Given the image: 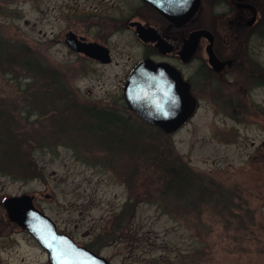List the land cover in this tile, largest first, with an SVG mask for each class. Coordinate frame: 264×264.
Listing matches in <instances>:
<instances>
[{
	"label": "rangeland",
	"instance_id": "obj_1",
	"mask_svg": "<svg viewBox=\"0 0 264 264\" xmlns=\"http://www.w3.org/2000/svg\"><path fill=\"white\" fill-rule=\"evenodd\" d=\"M75 1L72 11V0H0V40L19 61L0 55V109L10 136L21 141L18 156L38 169L23 174L29 168L9 165L12 156L0 147V264H48L44 248L8 219L2 204L23 193L58 231L110 264H264V131L249 118L218 114L205 101L173 134L135 118L122 98L138 57L134 39L110 35L111 64L69 53L59 34L72 22L83 24L84 17L66 16L85 11V0ZM261 8L264 14V0ZM250 45L264 58V36ZM26 59L55 70L68 96H39L44 90ZM70 96L106 113L80 118L62 110ZM161 158L186 165L195 191L202 182L229 191L231 211L216 201L218 192L215 203L187 189L163 194L171 178Z\"/></svg>",
	"mask_w": 264,
	"mask_h": 264
},
{
	"label": "flooded vegetation",
	"instance_id": "obj_2",
	"mask_svg": "<svg viewBox=\"0 0 264 264\" xmlns=\"http://www.w3.org/2000/svg\"><path fill=\"white\" fill-rule=\"evenodd\" d=\"M71 4L74 11L77 2L72 0ZM262 4L263 0H198L188 19L173 21L145 0H85L83 13L66 15L84 17L80 21L83 24H69L59 34V41L82 60L106 65L114 60L110 35L126 32L139 51L125 79L143 59L166 63L188 82L196 100L194 112L205 101L218 114L237 121L249 118L264 131V96H258L264 92V58L250 45L252 38L264 36ZM68 34L80 43L103 46L109 61L69 48ZM129 111L164 133L137 112ZM185 122L165 134L175 133ZM131 124L137 128L135 122ZM259 147L264 152V137Z\"/></svg>",
	"mask_w": 264,
	"mask_h": 264
},
{
	"label": "water",
	"instance_id": "obj_3",
	"mask_svg": "<svg viewBox=\"0 0 264 264\" xmlns=\"http://www.w3.org/2000/svg\"><path fill=\"white\" fill-rule=\"evenodd\" d=\"M145 1L173 21L188 19L198 5V0ZM66 44L75 51L109 61L107 50L99 44L80 43L71 34L66 36ZM122 95L130 110L165 133L173 132L190 118L196 106L189 84L179 72L171 65L149 58L141 60L128 74ZM2 204L8 219L25 229L44 248L48 264H110L106 257L58 231L55 222L35 207L32 195L6 196Z\"/></svg>",
	"mask_w": 264,
	"mask_h": 264
},
{
	"label": "trees",
	"instance_id": "obj_4",
	"mask_svg": "<svg viewBox=\"0 0 264 264\" xmlns=\"http://www.w3.org/2000/svg\"><path fill=\"white\" fill-rule=\"evenodd\" d=\"M3 45H5V43H3L0 40V55H2L3 57H6L8 59H10V62H18L17 60H15L13 55V51H9V48L7 49H3ZM21 56V55H19ZM27 60V59H26ZM30 59H28L27 61L29 63H26L28 65V67L30 68V70L33 72L32 73V79L33 80H40L39 83L42 85V88L44 90L43 96L41 94H38L39 96H41L43 99H46V97L49 96H56L59 97L60 95H63V93H65L66 95V85L63 83H60L57 79L58 75L56 73L55 70H53L52 68H49L47 66H41L39 65V63H35V61L33 62L32 59L29 61ZM26 62V61H25ZM20 63L22 64V62L20 61ZM72 95V94H71ZM35 98H38V96L36 95ZM38 104H40V102H38ZM41 105V104H40ZM30 108V107H29ZM37 109V108H36ZM28 110V109H27ZM62 110H68V112L70 113H74L77 117L82 118L83 116H87V115H91L94 117H98V116H102L104 113V110L99 109L97 107L94 106H90V105H83L80 104L78 102H76L74 100V98L72 96H70L66 102V108L62 109ZM114 117H118L117 115H115ZM119 118V117H118ZM7 119V114L5 113V111H3L2 109H0V120L1 122L4 123V121ZM110 123H112L111 121H109ZM61 126H63L64 122H60ZM115 124V123H114ZM74 125H78V123H74ZM116 125V124H115ZM79 126L80 125V121H79ZM149 126V125H148ZM132 127V126H129ZM151 127V126H150ZM76 129V127H75ZM159 131V130H158ZM160 132V131H159ZM162 133V132H160ZM21 141H17L15 140L12 136H10L9 134V127L2 123H0V147L5 146L6 147V154L9 156H12L11 160L9 159V165H18V166H23V167H27L30 165V161L27 158L24 159H20V157L18 156L19 153L16 152L15 150V145L17 143H19ZM146 150V149H145ZM17 153V154H16ZM147 154L149 155V152L147 150ZM6 158H8V156H6ZM7 162V164H8ZM160 164V168L161 170L166 173L168 176V179L171 178L170 180H167V182H163V194L165 193H169L170 194L172 192L178 193V195H181V193H183L186 189L188 190L187 192H189V194H192L194 197L196 196H201L204 198V201L207 200L209 202L208 199H211L210 202H214L215 203V193L218 192L217 194V199L216 201H218V203H223L224 208L227 210L231 211V207L233 205L232 200V196L229 193V191H225L221 186H217L216 188H212L211 186H205L202 182V185L199 186V189H197L198 191H195L194 186H190L189 184V180L190 177L192 175V173L189 172V170L187 169L186 165L183 164H179V165H174V164H170L168 161H166L165 159L160 160L159 162ZM28 165V166H27ZM186 167V168H185ZM37 167L34 164V167H30L28 170L26 171H21L23 174H29L30 170L37 171L38 169H36ZM189 185V186H188ZM172 195V194H171ZM214 199V201H213ZM229 200V202H228ZM228 202V204H227ZM236 215V212H235ZM238 215V214H237Z\"/></svg>",
	"mask_w": 264,
	"mask_h": 264
}]
</instances>
